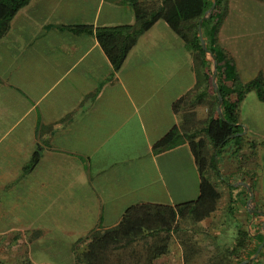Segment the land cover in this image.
<instances>
[{"label":"crops","instance_id":"1","mask_svg":"<svg viewBox=\"0 0 264 264\" xmlns=\"http://www.w3.org/2000/svg\"><path fill=\"white\" fill-rule=\"evenodd\" d=\"M223 1L217 43L242 83L257 75L264 81V0ZM133 23L130 0H29L10 18L0 37V235L29 231L31 243L46 244L58 234L74 244L114 227L128 206L196 198L199 174L187 141L156 154L151 145L172 126L184 133L202 127L210 98L192 102L197 66L161 19L112 70L94 29ZM76 25L90 31H73ZM247 93L238 123L252 144L234 156L231 183L247 194L240 182L248 172L261 195L264 100L245 107ZM180 232L183 225L171 239L178 250Z\"/></svg>","mask_w":264,"mask_h":264},{"label":"trees","instance_id":"2","mask_svg":"<svg viewBox=\"0 0 264 264\" xmlns=\"http://www.w3.org/2000/svg\"><path fill=\"white\" fill-rule=\"evenodd\" d=\"M28 1L0 0V37L6 32L10 18ZM130 4L134 17L132 25L96 27L94 37L112 70L118 69L137 37L157 19L163 20L190 52L197 66V90L192 102L207 103L204 99L210 98L208 100L210 113L203 126L191 132H179L176 126H172L152 143L151 151L156 154L186 140L197 165L198 194L193 200L173 206L149 203L128 206L114 227L93 229L83 239L78 240V242L81 240L83 242L80 246L75 244L72 248L74 264H109L114 250L122 249L138 239L156 237L158 239L156 244L144 248L146 256L143 264H151L152 260L165 253L168 234L176 229L178 219L187 218L194 223L209 217L216 208L219 192L215 183L209 179L207 171H212L215 178L224 182L228 189L239 188L231 183V177L237 169L223 176L216 167L217 157L225 148H228L231 155L236 156L244 144L249 143V147L251 146L252 141H246L245 136L239 134L242 126L238 123V106L245 93L251 90L254 91L258 100H264V81L260 75L242 83L237 76L233 60L222 51L217 43L216 34L226 12L223 0H215L208 17L200 24L201 39L216 63V87L221 96L222 119L213 108V104H216V96L211 86L210 62L204 59L196 28L197 20L208 9L211 0H160V5L157 7L147 6L138 0H130ZM71 29L90 31L87 26L82 25L73 26ZM181 100L182 98L179 99ZM174 108H176V103L173 104ZM200 134L206 137L212 149L208 156L206 155V144ZM37 159L38 154L34 151L28 166H33ZM242 174L245 177L241 178V182L247 185L254 197L255 179L248 172ZM244 195L247 194L244 192ZM230 213L228 210L226 213L228 217ZM258 215L264 219V214L260 209H254L249 217L255 218ZM231 225L234 227L231 242L226 245L221 243L220 246L217 243L215 254L208 258V264H239L247 260L260 245L261 232L254 231L250 234L241 223L235 220ZM263 254L264 241L251 260L243 264H262L259 257ZM114 256L118 260L123 257L121 253L118 255L116 253ZM184 258L185 263L187 259ZM131 260L135 261L134 258Z\"/></svg>","mask_w":264,"mask_h":264},{"label":"rangeland","instance_id":"3","mask_svg":"<svg viewBox=\"0 0 264 264\" xmlns=\"http://www.w3.org/2000/svg\"><path fill=\"white\" fill-rule=\"evenodd\" d=\"M254 101H257V99L254 97L253 92L247 93L244 101L245 107H251ZM215 106L216 104H213L214 109ZM196 127L200 128L201 126L198 124ZM200 137L206 144V155L208 156L212 149L206 137L203 134H200ZM226 153L228 155L224 158ZM230 155L229 150L225 148L217 157L216 167L223 176L227 175L231 169L239 168L238 164L231 166V164L238 163V160ZM207 175L215 183L219 192L215 210L209 215V219L206 220L204 226H195L187 218L178 219L176 229L168 234L165 253L152 260L151 264H208V258L215 254L217 243L220 246L221 243L226 245L231 242L234 231V227L231 225L233 220L237 221L238 219L239 221L241 219V224L250 234L254 233V231L262 233L263 217L261 215L255 218L249 217L250 213L247 209L248 195H244V191L240 188H238L239 190L228 189L226 184L215 178L210 170L207 171ZM231 182L234 184L233 180ZM261 183L262 193L259 195L256 192L250 208L260 209L264 214V181ZM228 210L231 212L230 217L226 214ZM188 221L190 222L188 223ZM179 225H183L184 232H180V235L176 233L178 239L179 237L183 239L181 240L183 242L179 244L180 249L178 250L171 239L172 234H174ZM28 233L29 231H23L0 235V264H74L72 248L75 244L80 246L81 242H83L81 240L74 244L65 245L63 243L66 238L62 235L59 237L56 234L54 237L47 235L46 244H35L31 243V241L36 237ZM60 242L62 243L59 244ZM157 242L158 239L156 237L138 239L122 249L114 250L110 256L109 264H143V259L146 256L144 248ZM251 243L254 244L253 242ZM116 253L117 255L119 253L122 254L121 260L115 259L116 256L114 254ZM130 257L134 258L135 261L131 260ZM184 257L187 259L185 263L183 262ZM259 259L264 264V254Z\"/></svg>","mask_w":264,"mask_h":264},{"label":"water","instance_id":"4","mask_svg":"<svg viewBox=\"0 0 264 264\" xmlns=\"http://www.w3.org/2000/svg\"><path fill=\"white\" fill-rule=\"evenodd\" d=\"M214 2L215 0H211V4L210 6L208 7V9L203 13V15L197 20V33H198V36H199V43H200V46H201V49L203 51V54H204V59L208 62H210V71H211V86L213 88V91L215 93V96H216V106H215V111L216 113L218 114V116L222 119V115H221V111H220V104H221V96L217 90V87H216V63H215V59L214 57L209 54L205 48V45L201 39V33H200V24H201V21L205 18L208 17L209 15V12L211 11V9L213 8V5H214ZM243 133V131H241L239 134L241 135ZM241 185H243L247 191V195H248V200H247V209L249 211L250 214H253L254 212V209L250 206L252 204V201H253V193L252 191L247 187V185L243 182H240ZM262 240H261V243L260 245L257 247V249L254 251V253L252 255H250V257L245 260V261H242L240 262L239 264H243L245 262H248L249 260H251V258L257 253L258 249L260 248L261 244L263 243L264 241V219L262 221Z\"/></svg>","mask_w":264,"mask_h":264}]
</instances>
